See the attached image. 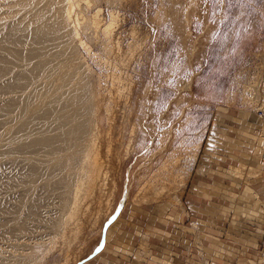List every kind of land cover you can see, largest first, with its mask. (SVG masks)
<instances>
[{
  "label": "rangeland",
  "instance_id": "rangeland-1",
  "mask_svg": "<svg viewBox=\"0 0 264 264\" xmlns=\"http://www.w3.org/2000/svg\"><path fill=\"white\" fill-rule=\"evenodd\" d=\"M87 1V7L81 0L75 9L86 18L97 9L104 22L110 12L117 18L109 37L112 52L104 49L108 37L102 28L97 31L84 21L81 36L87 45L79 48L99 97L98 152L112 178V193L107 201L104 196L94 199L87 213L81 214L79 229L69 226L70 240L56 235L54 244L44 248L43 237L38 244L18 249L26 254L28 264H101L98 256L106 254L104 242L109 248L119 243L114 218L124 202L123 218L135 205H142L127 218L141 226L146 221L144 210L153 209L154 203L179 208L176 204L199 151L208 137L219 140L210 133L219 128L232 133L223 127L231 123L222 119L223 111L239 109L254 115L261 125L257 138L264 133V117L240 90L251 73L264 69V0H221L216 5L205 0ZM214 155L211 152L210 158ZM209 161L225 162L215 157ZM256 164L249 173L236 168L237 175L259 171L254 174L259 176L264 164L260 160ZM121 227L130 231L127 223ZM170 227L166 224L164 229ZM131 238L140 262L164 263L151 252L154 244L161 246V240L150 236L153 244L147 247L136 242L139 234ZM116 257L119 264H129L127 257Z\"/></svg>",
  "mask_w": 264,
  "mask_h": 264
},
{
  "label": "bare ground",
  "instance_id": "bare-ground-1",
  "mask_svg": "<svg viewBox=\"0 0 264 264\" xmlns=\"http://www.w3.org/2000/svg\"><path fill=\"white\" fill-rule=\"evenodd\" d=\"M80 1L0 0V264H28L18 249L43 237L44 248L56 235L70 240L69 226L112 193L98 152L99 97L79 48L84 21L102 28L112 52L117 18L104 22L99 9L86 18Z\"/></svg>",
  "mask_w": 264,
  "mask_h": 264
},
{
  "label": "crops",
  "instance_id": "crops-1",
  "mask_svg": "<svg viewBox=\"0 0 264 264\" xmlns=\"http://www.w3.org/2000/svg\"><path fill=\"white\" fill-rule=\"evenodd\" d=\"M222 116L231 122L223 127L232 133L222 128L210 133L219 136V140L208 137L199 151L184 193L176 204L179 208L174 204L154 203L153 209L144 210L146 221L141 226L130 220L132 217L127 218L131 210H140L142 205H135L123 218L120 211L124 202L114 218L117 220L114 229L120 234L119 246L114 243L109 248L104 242L106 254L98 256L101 264H119L116 254L127 257L129 264H143L139 251L129 242L135 233L139 234L136 242L147 243V247L153 244L150 236L161 240L160 247L155 246L158 243L151 247L154 253L151 254L162 257L164 263L264 264V170L259 176L235 173L239 167L249 173V167L259 166L256 162L260 160L261 142L257 138L260 121L239 109L223 111ZM211 152L217 160L225 162L210 163ZM147 220L152 224H147ZM124 223L130 231L121 227ZM166 224L171 225L169 231L164 229ZM173 256L179 259L174 260Z\"/></svg>",
  "mask_w": 264,
  "mask_h": 264
},
{
  "label": "built area",
  "instance_id": "built-area-1",
  "mask_svg": "<svg viewBox=\"0 0 264 264\" xmlns=\"http://www.w3.org/2000/svg\"><path fill=\"white\" fill-rule=\"evenodd\" d=\"M240 90L245 98L251 102L252 107L255 106L257 114L264 116V69L251 73L247 79L241 84ZM261 98V100H259ZM259 158L264 163V133L262 134Z\"/></svg>",
  "mask_w": 264,
  "mask_h": 264
},
{
  "label": "snow or ice",
  "instance_id": "snow-or-ice-1",
  "mask_svg": "<svg viewBox=\"0 0 264 264\" xmlns=\"http://www.w3.org/2000/svg\"><path fill=\"white\" fill-rule=\"evenodd\" d=\"M205 2H209V3L213 4V5H216V4L220 3L221 0H205ZM97 250H99V249H97Z\"/></svg>",
  "mask_w": 264,
  "mask_h": 264
}]
</instances>
